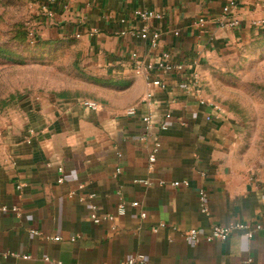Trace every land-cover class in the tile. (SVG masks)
<instances>
[{"label":"crops","instance_id":"0c3cea01","mask_svg":"<svg viewBox=\"0 0 264 264\" xmlns=\"http://www.w3.org/2000/svg\"><path fill=\"white\" fill-rule=\"evenodd\" d=\"M229 4L236 29L218 25ZM47 9L54 16L45 34L82 49L98 93L31 99L0 134V207L20 211L0 212V264H119L137 256L145 264H264V151L252 160L227 113L201 91L187 94L184 76L155 73L162 89L129 65L133 52L144 62L168 53L200 76L206 61L264 28V0H55ZM134 10L162 15L149 25L161 34L156 50L137 38L142 24L130 18ZM89 100L97 111L83 106ZM148 114L161 144L151 168L150 142H139ZM92 205L98 217L114 218L115 231L107 221L91 222ZM237 224L262 230L251 240L241 231L225 242L183 238L191 229Z\"/></svg>","mask_w":264,"mask_h":264},{"label":"rangeland","instance_id":"374dc122","mask_svg":"<svg viewBox=\"0 0 264 264\" xmlns=\"http://www.w3.org/2000/svg\"><path fill=\"white\" fill-rule=\"evenodd\" d=\"M55 0H0V134L34 98L98 93L81 48L45 34ZM50 12L52 17L48 14ZM200 91L232 120L240 142L257 159L264 151V28L201 68ZM91 101V100H89ZM93 102V101H91Z\"/></svg>","mask_w":264,"mask_h":264},{"label":"built area","instance_id":"2783aa9c","mask_svg":"<svg viewBox=\"0 0 264 264\" xmlns=\"http://www.w3.org/2000/svg\"><path fill=\"white\" fill-rule=\"evenodd\" d=\"M58 1V0H56ZM62 9L63 11L68 10V4L66 2L62 3ZM233 4H229L228 7L224 8V18L218 22V25L222 28H228V29H236L239 27L240 23L239 21L234 18L231 15V10H232ZM49 16L52 17V14L48 12ZM130 18L132 20L138 21L142 24V28L140 32L137 34V38L140 39L142 42L146 43L150 49L156 50L158 48V43L160 41L161 34L158 30H151L149 25L152 22H159L162 20V15L153 12V11H148V10H134L130 14ZM121 23H124L125 20L121 19ZM198 23L200 26H203L204 21L199 20ZM261 22H257V26H261ZM174 35L177 36L178 33L174 32ZM129 65L132 68V71L135 76L143 77L146 80H151L150 84L154 87L162 88L164 89V85L158 80V79H151L152 76L155 73H160V74H165V75H176L179 77L187 78L186 83L181 84V87L186 89V93L190 94L191 92H195L196 94L200 91V80L199 76L197 75L196 72H192L191 74H187L186 70L187 67L184 64H175L172 63L170 60V56L168 53H161L158 55L153 61H148L144 62L138 53L133 52L129 55ZM150 97L149 94L146 95V99ZM200 104L205 105L208 104V101L200 99ZM214 105V104H212ZM83 106L92 110V111H97L98 105L95 102L91 101H84ZM216 110H219L218 105L213 106ZM126 114L129 116L134 115V109L130 108L129 110L126 111ZM141 124H142V135L139 137V142L140 143H147L150 142V153L147 158L149 167L151 168L153 164L156 161V154L158 150L161 147L160 141L155 136L154 134V122H153V116L151 115H144L140 119ZM165 125H161L159 127L160 131L166 130ZM57 172L59 174L63 173V169L61 166L57 168ZM120 172L119 169L115 170V174L118 175ZM58 182H61V178L58 179ZM144 184L149 185L148 182H143ZM187 182H174L171 183L170 186L174 188H182V187H187ZM81 188V186H80ZM198 200H199V207H200V212L205 214L207 213V196L206 193L203 191H200L198 194ZM133 207H136L137 204L133 203L131 204ZM0 212L1 213H10L14 215L19 214V210L16 207L12 208H7L5 206L0 207ZM117 213L119 215L124 214V205L122 202H119L117 206ZM142 218H144V214L140 215ZM90 220L93 224H100L103 221H107L110 223V231H115L116 226L113 223L114 218L112 216H105V217H98L96 214V207L91 206L90 207ZM161 226H163L161 224ZM262 230V226L260 225H243V224H237L235 226H228V227H223V226H213L210 228V230L206 233H201L196 229H191L188 230L183 234V238L186 242L188 243H198V242H204V243H211L215 241L219 242H225L228 240L230 235L235 232V231H241L244 236L251 240L255 233L258 231ZM35 234V233H34ZM54 240L57 241V238ZM22 259H30L29 256H22ZM119 264H145L144 258L142 256H137L133 258H127L125 260H122Z\"/></svg>","mask_w":264,"mask_h":264}]
</instances>
